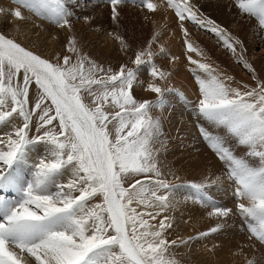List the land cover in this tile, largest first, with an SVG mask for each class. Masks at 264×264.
Masks as SVG:
<instances>
[{"label":"snow or ice","instance_id":"obj_1","mask_svg":"<svg viewBox=\"0 0 264 264\" xmlns=\"http://www.w3.org/2000/svg\"><path fill=\"white\" fill-rule=\"evenodd\" d=\"M214 3L238 23L255 21L264 52V0ZM101 7L108 27L97 26ZM136 18L153 25L143 42L128 34ZM188 25L214 36L249 82L217 64ZM177 35L181 55L170 46ZM248 53L196 0L0 4V264H216L217 238L235 229L246 242L231 255L264 264V67ZM181 68L194 101L174 83ZM184 108L220 162L215 172L197 161L189 177L167 159L170 110ZM229 193L232 207L220 203ZM193 207L208 226L181 234V223H200Z\"/></svg>","mask_w":264,"mask_h":264},{"label":"rangeland","instance_id":"obj_2","mask_svg":"<svg viewBox=\"0 0 264 264\" xmlns=\"http://www.w3.org/2000/svg\"><path fill=\"white\" fill-rule=\"evenodd\" d=\"M196 2L204 6V10L218 19V21H220L222 24L238 32L241 38L246 41L249 48L248 55L253 59L256 66L258 68L264 67V52L260 51V41L256 39L253 31L256 23L255 21H245L243 22V24L238 23V18L228 15L225 10V17L224 13L220 15L216 14V10L219 9L215 6L214 0H196ZM210 3L212 4L211 7L208 6ZM0 4L8 5L9 0H0ZM95 14L97 15V26L108 27L111 24V21L107 18L106 7L95 9ZM155 19L163 22V19L161 17H156ZM168 19L169 21H171L172 18L169 17ZM77 27L79 28L80 25L78 24ZM128 27V34L130 36H134V39L137 42H143L144 40L148 39L153 30V25L151 23L143 22L140 18H136L135 22L133 24H129ZM172 27L175 29V25H172ZM188 27L193 33V39L195 43L203 47L217 64H219L222 68L227 69L228 72L234 75L237 79L249 82L250 77L246 73V71L243 70L242 67L238 66L235 63L234 59L222 47L218 45L214 36L205 34L192 25H188ZM176 31L178 33V30ZM13 35H15V33H13ZM18 38L21 40H25V37L23 35L19 36ZM33 39H35V37H33ZM102 45L103 42L100 46ZM170 46L173 49L174 54L181 55L182 49L180 48V40L178 35L174 41L170 42ZM108 51L111 54V58L114 63L118 59H120L119 54L116 53L114 49V46L109 45ZM180 63H184L183 56L181 57ZM174 83L177 87H181L184 90L185 94L191 101L195 100L197 89L187 69H180V74L177 76ZM137 95L138 97L142 98H152L150 94L143 93L139 90L137 92ZM175 103L176 101H173V104ZM170 111L171 122L169 124H166V131L171 137V147L167 159L175 167L186 170L185 172H182V174H185L189 177L200 174L201 169H194L193 167H191V165L197 161L201 162L202 165L203 163H207L209 166L208 170L210 172H215L217 168L221 167L220 162L215 159L211 151L206 147L205 142H203L200 138L196 128L195 116L191 113V110L184 108L183 116H181L180 109ZM177 129H179V131H177ZM194 148H199L200 152L197 153L193 151ZM233 200L234 198L229 193L228 195L222 196L220 198V203L232 207ZM189 214L194 215L195 219H200L201 210L193 207L192 212ZM193 223L194 221L189 223H181L178 231L184 235L195 234V231L205 229L208 226L209 222L200 219V223L196 224L195 229L193 228ZM236 223L237 225L239 224V217L236 218ZM216 242L219 243L223 249L216 259V264H243L242 258L233 257L230 253V249H234L237 244H243L246 242L245 232H242L238 229L231 230L228 235L219 236ZM200 249V244L194 245L193 252L197 253L193 256L194 260L201 259L205 255V253H203V251ZM261 251L264 252V249H261Z\"/></svg>","mask_w":264,"mask_h":264},{"label":"bare ground","instance_id":"obj_3","mask_svg":"<svg viewBox=\"0 0 264 264\" xmlns=\"http://www.w3.org/2000/svg\"><path fill=\"white\" fill-rule=\"evenodd\" d=\"M218 9H219V10H216V12H215V13H216V14H218V15H220V14H223V13H224V14H225V15H224V17H225V16H226V13H225V11H224L222 8H218ZM218 15H217V16H218ZM220 17H221V16H220ZM227 18H228V17H227ZM175 48H176V47H175ZM175 50H176V49H175Z\"/></svg>","mask_w":264,"mask_h":264}]
</instances>
